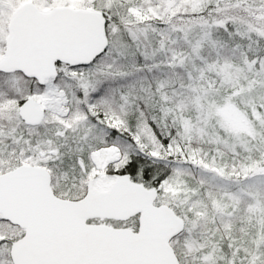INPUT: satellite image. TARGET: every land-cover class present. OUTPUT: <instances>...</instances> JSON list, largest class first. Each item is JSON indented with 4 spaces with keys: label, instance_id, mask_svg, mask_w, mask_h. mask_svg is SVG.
<instances>
[{
    "label": "snow or ice",
    "instance_id": "1",
    "mask_svg": "<svg viewBox=\"0 0 264 264\" xmlns=\"http://www.w3.org/2000/svg\"><path fill=\"white\" fill-rule=\"evenodd\" d=\"M0 264H264V0H0Z\"/></svg>",
    "mask_w": 264,
    "mask_h": 264
}]
</instances>
